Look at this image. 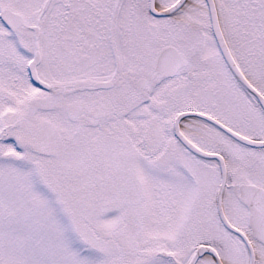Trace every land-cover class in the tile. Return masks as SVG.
<instances>
[{"label": "snow or ice", "instance_id": "6c2138e0", "mask_svg": "<svg viewBox=\"0 0 264 264\" xmlns=\"http://www.w3.org/2000/svg\"><path fill=\"white\" fill-rule=\"evenodd\" d=\"M0 264H264V0H0Z\"/></svg>", "mask_w": 264, "mask_h": 264}]
</instances>
